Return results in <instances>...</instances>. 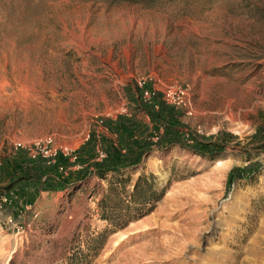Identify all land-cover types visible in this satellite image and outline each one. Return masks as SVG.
Returning a JSON list of instances; mask_svg holds the SVG:
<instances>
[{
	"label": "rangeland",
	"instance_id": "374dc122",
	"mask_svg": "<svg viewBox=\"0 0 264 264\" xmlns=\"http://www.w3.org/2000/svg\"><path fill=\"white\" fill-rule=\"evenodd\" d=\"M144 85L220 151L152 145L123 199L141 174L164 193L114 229L96 162L151 134ZM0 106V264H264V0H0ZM8 166L68 184L6 191Z\"/></svg>",
	"mask_w": 264,
	"mask_h": 264
},
{
	"label": "trees",
	"instance_id": "16d2710c",
	"mask_svg": "<svg viewBox=\"0 0 264 264\" xmlns=\"http://www.w3.org/2000/svg\"><path fill=\"white\" fill-rule=\"evenodd\" d=\"M144 89H148V86L139 87V97L142 96ZM139 107L152 121L151 134L143 137L139 133L136 135L134 131H131L118 145L108 142L101 144L104 156L96 162L101 178L106 179L108 173H113L112 179H107L108 185L98 202V207L100 218L107 221L114 229L123 228L131 220L149 213L152 210V205L148 206L150 195L156 194V197L159 198L164 193L162 189L159 192L153 191L154 182L149 180L153 179L151 174H141L134 185L135 192L140 189L137 198L128 201L123 199L125 180L118 177V174L128 167L139 164L152 145L179 144L201 154H213L220 151V145L217 143L189 137V134L183 130L184 124L179 118L180 113L173 106L167 104L160 93L153 92L148 101L140 102ZM153 136L156 137V141H153ZM251 166L232 167L227 173L226 188L232 184L235 178H245ZM8 169L10 182L5 186L6 191L22 180L35 181L39 187L49 190L62 189L68 184L66 181L57 182L48 177L42 179L31 172L16 171L13 173L14 169L11 166H8ZM84 176L85 174H81L79 179H83ZM112 199L114 204L110 205Z\"/></svg>",
	"mask_w": 264,
	"mask_h": 264
},
{
	"label": "built area",
	"instance_id": "2783aa9c",
	"mask_svg": "<svg viewBox=\"0 0 264 264\" xmlns=\"http://www.w3.org/2000/svg\"><path fill=\"white\" fill-rule=\"evenodd\" d=\"M153 92H154V91H152V90L144 89V90L142 91V96H141V97L143 98L144 101H148V100L151 98V95H152ZM176 93H177V94H181V93H183V91L180 90V89H177V90H176ZM171 95H173V91H172L171 89H169V90L165 93V97H166V98H163V100H165V102L168 103V100H170ZM168 104H169V103H168Z\"/></svg>",
	"mask_w": 264,
	"mask_h": 264
},
{
	"label": "bare ground",
	"instance_id": "6f19581e",
	"mask_svg": "<svg viewBox=\"0 0 264 264\" xmlns=\"http://www.w3.org/2000/svg\"><path fill=\"white\" fill-rule=\"evenodd\" d=\"M15 59L17 60V62L19 61V62H23V65L25 66V68L26 67H28L29 68V65H30V60H29V58L28 57H25V55H23V56H21V55H18V54H16L15 56ZM18 67H19V65H18ZM31 67H32V65H31ZM19 69V68H18ZM21 69V68H20ZM23 80V79H22ZM1 107V106H0ZM3 109V108H2Z\"/></svg>",
	"mask_w": 264,
	"mask_h": 264
}]
</instances>
